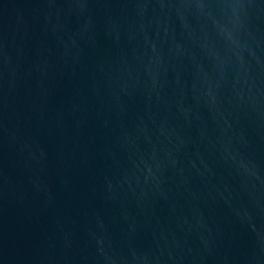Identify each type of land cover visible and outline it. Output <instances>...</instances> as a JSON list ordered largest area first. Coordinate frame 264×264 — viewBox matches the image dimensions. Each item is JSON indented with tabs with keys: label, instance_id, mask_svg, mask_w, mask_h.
Instances as JSON below:
<instances>
[{
	"label": "water",
	"instance_id": "1",
	"mask_svg": "<svg viewBox=\"0 0 264 264\" xmlns=\"http://www.w3.org/2000/svg\"><path fill=\"white\" fill-rule=\"evenodd\" d=\"M0 264H264V0H0Z\"/></svg>",
	"mask_w": 264,
	"mask_h": 264
}]
</instances>
